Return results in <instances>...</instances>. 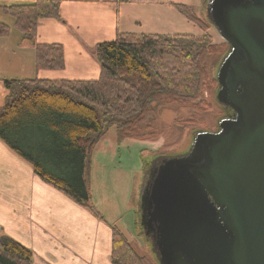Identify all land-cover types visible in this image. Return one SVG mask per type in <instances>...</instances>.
<instances>
[{
    "label": "trees",
    "instance_id": "obj_1",
    "mask_svg": "<svg viewBox=\"0 0 264 264\" xmlns=\"http://www.w3.org/2000/svg\"><path fill=\"white\" fill-rule=\"evenodd\" d=\"M8 0H0L5 2ZM209 1V0H208ZM61 0H35L0 5L14 18L21 32L18 45L35 51L37 70H62L65 53L61 44L39 43L38 26L44 19L63 20ZM203 34L163 35L120 32L97 45L101 65L96 80L4 79L8 91L0 108V140L29 163L45 183L64 192L97 218L104 219L92 204L91 156L106 126H116L117 140H152L163 111L188 106L210 108L206 92L219 90L216 72L231 47L212 43L206 33L210 21L202 20L183 4L174 5ZM11 27L0 21V37ZM136 75L134 81L131 76ZM224 116L233 114L221 105ZM101 111L102 116L98 111ZM146 160V180L154 160ZM140 210L137 224H140ZM34 253L4 236L0 239V264H33ZM111 264H160L155 252L141 254L117 226H112Z\"/></svg>",
    "mask_w": 264,
    "mask_h": 264
},
{
    "label": "water",
    "instance_id": "obj_2",
    "mask_svg": "<svg viewBox=\"0 0 264 264\" xmlns=\"http://www.w3.org/2000/svg\"><path fill=\"white\" fill-rule=\"evenodd\" d=\"M231 50L218 72L233 116L164 159L141 196V226L160 264H264V0H209Z\"/></svg>",
    "mask_w": 264,
    "mask_h": 264
},
{
    "label": "crops",
    "instance_id": "obj_3",
    "mask_svg": "<svg viewBox=\"0 0 264 264\" xmlns=\"http://www.w3.org/2000/svg\"><path fill=\"white\" fill-rule=\"evenodd\" d=\"M61 1L63 20L40 21L38 41L61 44L65 68L37 70L33 49L20 47V39L0 37V104L8 96L3 80L17 78L23 61L25 69L42 79L100 75L101 65L95 55L98 44L114 40L120 32L177 35V14L184 16L174 5L196 10L205 0ZM16 68L20 71L15 72ZM100 209L96 208L105 220L43 182L29 163L0 140V237H11L29 248L34 253L33 264H111L115 222L106 212L111 209L108 205L106 210Z\"/></svg>",
    "mask_w": 264,
    "mask_h": 264
},
{
    "label": "rangeland",
    "instance_id": "obj_4",
    "mask_svg": "<svg viewBox=\"0 0 264 264\" xmlns=\"http://www.w3.org/2000/svg\"><path fill=\"white\" fill-rule=\"evenodd\" d=\"M185 1L187 3L199 2V0ZM208 2V0H205L200 5V8H197L196 4L193 6L196 7L194 11L197 16L202 20L207 19L210 21L207 18L206 7ZM16 3L29 2L8 0L0 2V5H12ZM0 21L11 27L10 35L6 37L8 40L17 41L20 39L21 32L15 27L14 18L0 11ZM146 29L149 30L145 27L144 30L146 31ZM206 33L211 36L212 43L214 44L225 42L212 23ZM177 34L200 36L203 34V31L193 22L177 14ZM24 63L23 61V71L18 70V68L14 70L15 72H21L19 73L20 75H15V77L22 78V80L38 77L33 74V70L25 69ZM53 76L58 79L67 80H96L99 78V75ZM131 78L134 81L137 80L136 75H132ZM212 90L211 93L206 92L207 99L211 105L210 108H204L199 111L188 106H179L174 110L163 111L158 119L157 130L159 134L156 138L152 140L128 138L122 144H119L116 126H106L105 132L100 136L93 151L90 173L92 204L98 210L100 208L106 210L107 205L108 208H111L109 212L106 211L109 214L108 216L111 214V219L115 222L113 223L125 233L128 240L141 254L153 255L154 252L152 243L145 235L140 234L137 224L141 196L146 182V173L144 171L145 159L150 161L158 153H165V159L185 155L191 150L195 135L198 132H217L219 130V122L225 118L223 117L224 110L217 99V94L213 95L215 87ZM5 103L6 99L4 103L3 101L1 102L0 108ZM98 112L102 116L101 111L99 110ZM160 160L162 159H159L157 162H160Z\"/></svg>",
    "mask_w": 264,
    "mask_h": 264
},
{
    "label": "flooded vegetation",
    "instance_id": "obj_5",
    "mask_svg": "<svg viewBox=\"0 0 264 264\" xmlns=\"http://www.w3.org/2000/svg\"><path fill=\"white\" fill-rule=\"evenodd\" d=\"M229 109V108H228ZM232 117L233 116V114H230V115H228V117ZM228 117H225V118H228ZM217 132H219V130L217 131ZM189 153V152H188ZM182 156V155H181ZM175 157H178V156H175ZM171 158V157H170ZM162 160H160V162H157V161H159V159L158 160H154L153 161V163H152V169H150L149 171H148V175H147V180H146V182H145V186H144V190H143V192H145V190H146V188L148 187V184H149V182H150V180H151V176H152V174H153V172L158 168V166L160 165V163L165 159L164 157L163 158H161ZM140 212H141V209H140ZM144 232V231H143ZM146 236V235H145ZM146 238H147V236H146ZM151 243H152V241H151V239L150 238H147ZM153 250H154V248H153ZM154 252H155V250H154ZM156 253V252H155Z\"/></svg>",
    "mask_w": 264,
    "mask_h": 264
}]
</instances>
